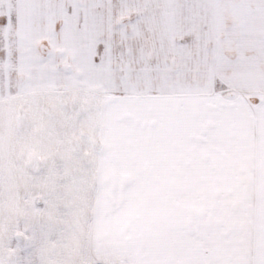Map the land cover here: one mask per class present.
<instances>
[{"label":"snow or ice","instance_id":"6c2138e0","mask_svg":"<svg viewBox=\"0 0 264 264\" xmlns=\"http://www.w3.org/2000/svg\"><path fill=\"white\" fill-rule=\"evenodd\" d=\"M0 264H264V0H0Z\"/></svg>","mask_w":264,"mask_h":264}]
</instances>
